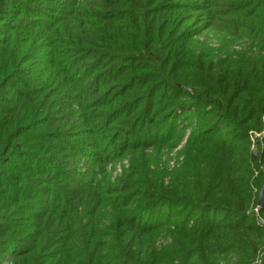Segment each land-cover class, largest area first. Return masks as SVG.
I'll return each instance as SVG.
<instances>
[{"label":"rangeland","instance_id":"1","mask_svg":"<svg viewBox=\"0 0 264 264\" xmlns=\"http://www.w3.org/2000/svg\"><path fill=\"white\" fill-rule=\"evenodd\" d=\"M0 50V264H91L90 226L108 264L171 191L142 264H235L225 204L264 236V0H0Z\"/></svg>","mask_w":264,"mask_h":264},{"label":"trees","instance_id":"2","mask_svg":"<svg viewBox=\"0 0 264 264\" xmlns=\"http://www.w3.org/2000/svg\"><path fill=\"white\" fill-rule=\"evenodd\" d=\"M1 50H3L2 57L4 56L3 54H6L8 58L13 57V54H11V51L9 50L8 44L4 45L1 48ZM9 71H12V70L9 69ZM4 75L6 74H3L2 77ZM263 156H264V152H263ZM171 193L173 194L169 195V198H167V196H164V198L152 199L151 202L144 201L145 203L143 202L141 204H137L131 212H128V213L125 212L127 215L121 216L120 218L113 220V225L109 227L111 230V234H110L111 240L110 242L106 243V249H105V251L108 252L107 256H112L109 258L108 264H142L140 262L142 258L140 254L143 251L141 250V248H137L139 244L136 241V239L139 236V234L140 235H150L151 237L156 235V232H155L156 229L160 227L162 224L156 225V222L151 224L149 223V221L151 219L156 218L157 216H159L160 218L161 217L163 218L165 214L161 213L159 210H155L156 204H153L152 202L153 201L155 202L157 201L166 202L167 201V204H168L171 202V200L177 199L178 197L174 199L173 197L177 196V194H179L180 192L171 191ZM199 199L200 198L198 197L197 200ZM203 202L204 203L202 205H205L206 202L205 201ZM161 205H165V204L162 203ZM199 205L200 207H202L201 204ZM209 205H211V203H209ZM241 206L242 205H240V207L238 206L231 207L228 204H225L224 207L220 208L225 211V214L228 215V218L224 220L221 219L222 221L221 224H223V226L222 227L218 226V228L221 227L220 229H224V231L230 230L229 233L224 232L227 234H224L220 239L224 243H231L232 246L230 249H236V252H237L236 254L238 255V259L235 262V264H252L255 259L257 250H259V248H261L263 244L264 236L263 234H261L260 232L258 233L257 231H255L254 234H252V232L249 229V226H243V224L239 223V221H237L236 223L230 224V222L228 221L230 219L229 218L230 215L237 216V217L242 215L245 209L242 208L243 206L242 207ZM209 207H211V209L215 208L213 206H209ZM146 214H147V218H146V221H144L142 220V217ZM165 216H166L165 218L167 217L172 218L171 215H165ZM119 222L121 223L122 227H125V231L132 233L131 236L129 237L130 240L125 239L123 236H119L123 233L116 231L117 230L116 226H114V225H117ZM180 229L186 232V230H183L182 227ZM202 229H200V231L203 232V234H205V232L213 234V232L206 226V224H203ZM85 234H89L90 236L88 237H90L91 239L89 240L88 244L87 242H85V239L82 240V243L85 245L86 249L88 250L87 253L89 254L90 257H92L91 264H105V261L99 256L101 245L97 241L94 240L97 235V230L90 226L87 229V232ZM201 235L202 233L199 234V236L195 237V234L190 232L189 236H192V237L194 236V241H191L192 240L191 238L189 240H185L179 237V239L180 240L182 239V241H185V243L196 244L197 246L200 247L202 251H205L203 247L206 246L207 243L201 240V237H202ZM205 235L208 236L209 234H205ZM182 236H185V235H182ZM42 241H44V237L40 236L36 242V245L34 244L33 247L31 248L33 252L38 250ZM180 242L181 241H178V244H177L180 247V249L177 250L176 257H178L177 259H180L183 256V260H184L186 259V256L183 254L184 250L182 249ZM132 245L133 246L137 245V246L134 248L132 247ZM216 247H215L216 249L215 248L213 249V252L221 256H223L228 249V246L226 247V245L224 246L223 244H218V246ZM52 262L53 264H55L53 259H52ZM182 264H187V263L183 261Z\"/></svg>","mask_w":264,"mask_h":264}]
</instances>
